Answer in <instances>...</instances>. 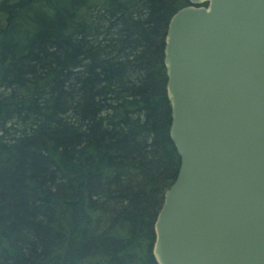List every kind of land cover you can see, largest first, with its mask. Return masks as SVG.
<instances>
[{"label":"trees","instance_id":"obj_1","mask_svg":"<svg viewBox=\"0 0 264 264\" xmlns=\"http://www.w3.org/2000/svg\"><path fill=\"white\" fill-rule=\"evenodd\" d=\"M189 5L0 2V264H158L181 165L165 42Z\"/></svg>","mask_w":264,"mask_h":264},{"label":"water","instance_id":"obj_2","mask_svg":"<svg viewBox=\"0 0 264 264\" xmlns=\"http://www.w3.org/2000/svg\"><path fill=\"white\" fill-rule=\"evenodd\" d=\"M165 42L181 158L158 264H264V0H189Z\"/></svg>","mask_w":264,"mask_h":264},{"label":"rangeland","instance_id":"obj_3","mask_svg":"<svg viewBox=\"0 0 264 264\" xmlns=\"http://www.w3.org/2000/svg\"><path fill=\"white\" fill-rule=\"evenodd\" d=\"M3 0H0V2H2ZM12 1V0H11ZM5 19L4 15L3 14H0V22H3Z\"/></svg>","mask_w":264,"mask_h":264}]
</instances>
